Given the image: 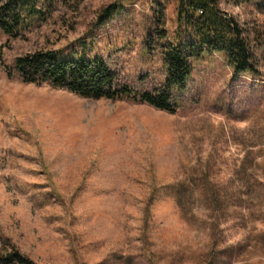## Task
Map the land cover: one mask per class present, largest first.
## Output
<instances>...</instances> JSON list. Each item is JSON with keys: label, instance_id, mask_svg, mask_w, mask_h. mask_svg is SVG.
I'll return each mask as SVG.
<instances>
[{"label": "rangeland", "instance_id": "rangeland-1", "mask_svg": "<svg viewBox=\"0 0 264 264\" xmlns=\"http://www.w3.org/2000/svg\"><path fill=\"white\" fill-rule=\"evenodd\" d=\"M219 5L244 27L259 76L205 53L174 113L26 84L14 61L47 49L100 57L152 91L177 0L42 2L20 38L0 31V251L40 264H264V0ZM155 28L167 38L153 44ZM204 178L220 207L200 200ZM187 180L184 215L172 188Z\"/></svg>", "mask_w": 264, "mask_h": 264}, {"label": "trees", "instance_id": "trees-1", "mask_svg": "<svg viewBox=\"0 0 264 264\" xmlns=\"http://www.w3.org/2000/svg\"><path fill=\"white\" fill-rule=\"evenodd\" d=\"M54 0H0V31L10 38H20L27 15L45 13L39 3L50 6ZM163 13L164 6L159 4ZM115 6H110L100 19H107ZM160 19H156L158 22ZM177 27L172 40L161 48L165 67L162 86L152 91L135 90L122 83L106 59L88 58L84 54L64 56L59 49L37 50L16 57L14 69L20 80L26 84H50L63 88L78 96L93 99L118 100L128 98L133 102L145 103L155 109L174 113L177 104L174 95L186 88L193 68V61L205 53H222L236 76L251 74L259 76L255 53L244 27L232 15L220 8L219 0H177ZM153 44L167 38L166 29L155 28ZM194 181L173 185V195L179 209L188 215L183 207L186 198L192 195L184 191L193 187ZM200 184L207 192L203 200L220 207L218 193L211 188L209 179ZM207 186L210 189L207 190ZM175 189V190H174ZM154 195L150 200L154 199ZM0 264H40L14 245L0 251Z\"/></svg>", "mask_w": 264, "mask_h": 264}]
</instances>
